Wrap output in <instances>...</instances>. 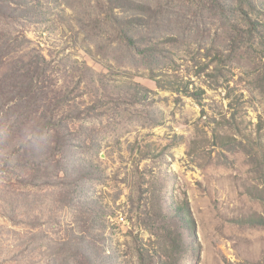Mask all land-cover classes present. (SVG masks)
I'll return each instance as SVG.
<instances>
[{
	"label": "rangeland",
	"instance_id": "rangeland-1",
	"mask_svg": "<svg viewBox=\"0 0 264 264\" xmlns=\"http://www.w3.org/2000/svg\"><path fill=\"white\" fill-rule=\"evenodd\" d=\"M0 264H264V0H0Z\"/></svg>",
	"mask_w": 264,
	"mask_h": 264
},
{
	"label": "trees",
	"instance_id": "trees-1",
	"mask_svg": "<svg viewBox=\"0 0 264 264\" xmlns=\"http://www.w3.org/2000/svg\"><path fill=\"white\" fill-rule=\"evenodd\" d=\"M6 7L3 6L2 2L0 3V17H3L4 19H6V17H8V13L5 10Z\"/></svg>",
	"mask_w": 264,
	"mask_h": 264
}]
</instances>
